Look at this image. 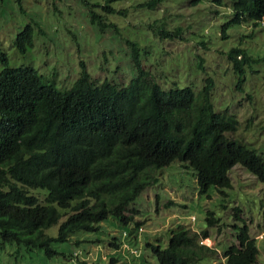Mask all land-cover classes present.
I'll use <instances>...</instances> for the list:
<instances>
[{
	"label": "trees",
	"instance_id": "obj_1",
	"mask_svg": "<svg viewBox=\"0 0 264 264\" xmlns=\"http://www.w3.org/2000/svg\"><path fill=\"white\" fill-rule=\"evenodd\" d=\"M110 1L94 4V9L89 6L83 18L88 28L99 29L106 24L103 15L124 11L114 9ZM193 1L197 0L189 3ZM230 1L232 12L221 24V37L226 36L229 23L264 22V0ZM158 4L159 0H145L137 6L156 8ZM32 28L27 23L15 35L18 51L23 53L33 44ZM181 32L179 26L168 29L163 22L153 28L160 38L175 39ZM116 44L115 52L127 55L134 71L126 83L106 78L94 82L80 60L78 75L64 88L31 66L7 65L0 52L4 64L0 69V245L13 242L27 249L42 248L50 255L57 252L53 241H64L76 230L93 231L108 216L121 223L134 221L139 232L140 222L134 220L137 209L130 203L155 184L156 171L172 161L194 169L197 193L206 196L211 187L230 186L228 171L235 163L264 183L262 156L241 137L228 135L238 120L229 103L214 106L211 75L204 71L197 89L164 82L160 73L146 65V47L130 38ZM196 58L202 66L203 56L199 53ZM225 59L237 89L245 68L264 62V56L249 54L239 45L231 46ZM58 209L66 215L56 235L44 234V228L61 215ZM239 211L234 206L236 216ZM205 214L207 224L217 222L212 211ZM208 234L206 228L176 227L168 232L163 247L147 245L159 264H222L211 261L216 248L201 242ZM235 237L236 243L222 250L223 264H262L257 263L255 238L248 235L245 224ZM109 243L115 245L113 238ZM133 250L137 255V249Z\"/></svg>",
	"mask_w": 264,
	"mask_h": 264
},
{
	"label": "rangeland",
	"instance_id": "obj_2",
	"mask_svg": "<svg viewBox=\"0 0 264 264\" xmlns=\"http://www.w3.org/2000/svg\"><path fill=\"white\" fill-rule=\"evenodd\" d=\"M104 1L0 0V52L5 54L7 65L31 66L56 87L64 88L78 75L81 60L94 82L106 78L126 83L134 71L128 56L115 52L116 43L125 38L137 40L141 47H146V65L160 73L164 82L197 89L204 71L211 75L214 106L223 101L229 103L238 120L235 131L228 135L241 137L264 159V62L245 68L241 89H237L225 59L226 51L234 45L245 48L249 54L264 56V22L254 26L250 21L229 23L224 29L226 36L221 37V24L232 12L230 0H159L156 8L137 6L145 0H112L109 4L114 9L124 11L103 15L106 24L99 29L88 28L83 18L89 13V6L92 4L94 9V4ZM160 22L168 29L179 26L180 36L158 37L153 28ZM27 23L33 27L34 42L22 53L13 39ZM199 53L204 58L203 68L197 65ZM3 65L0 60V69ZM197 96L201 102V91ZM179 164L172 161L158 169L157 182L143 189L130 203V207L137 209L134 220L140 222L139 232L134 229V221L121 223L108 216L93 231L76 230L64 241H53L51 245L57 252L50 255L42 248L27 249L6 242L0 245V264H159L147 243L163 247L168 232L176 227L196 231L206 228L208 237L201 242L215 247L211 261L223 264L222 250L236 243L235 235L242 224L246 225L248 235L255 238L257 263L264 264V183L235 163L228 171L230 186L220 190L211 187L206 196L197 193L194 169ZM41 190L44 194L45 190ZM234 206L240 209L237 216ZM206 210L212 211L217 222L206 223ZM58 211L61 215L44 228V234L56 235L58 223L66 215L64 210ZM111 238L115 245L109 243ZM126 244L129 247H122ZM134 248L137 255L132 253ZM72 250L83 256L84 262L68 257Z\"/></svg>",
	"mask_w": 264,
	"mask_h": 264
},
{
	"label": "clouds",
	"instance_id": "obj_3",
	"mask_svg": "<svg viewBox=\"0 0 264 264\" xmlns=\"http://www.w3.org/2000/svg\"><path fill=\"white\" fill-rule=\"evenodd\" d=\"M71 254H72L71 259H72V258H76V256H77L79 259H84V257H83V256H80L79 253H78L77 251H75V250L72 251ZM76 260H77V259H76Z\"/></svg>",
	"mask_w": 264,
	"mask_h": 264
}]
</instances>
